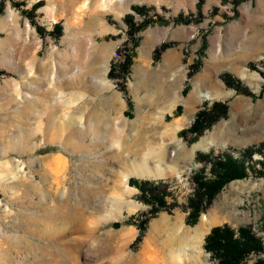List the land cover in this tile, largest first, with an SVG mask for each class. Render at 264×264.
Here are the masks:
<instances>
[{
	"label": "rangeland",
	"instance_id": "1",
	"mask_svg": "<svg viewBox=\"0 0 264 264\" xmlns=\"http://www.w3.org/2000/svg\"><path fill=\"white\" fill-rule=\"evenodd\" d=\"M105 1L0 2V257L5 250L11 257L0 264H40L34 250L19 245V238L31 241L30 248L45 251L48 264H212L203 248L204 237L212 227L223 224L233 228L248 225L264 242V176L251 172L225 184L196 223H186L195 175L209 177L213 160L225 154L239 159L240 152L264 142V0H124L114 1L110 7L105 6ZM85 3L87 7L82 8ZM141 6L145 7L144 13L135 10ZM9 10L21 28L28 23L42 41L37 51L38 64L45 62L49 73L58 72L62 61L59 57L67 52L74 36L94 38L98 46L106 47L107 76L113 87L89 96L90 110L97 117H92L95 126L83 135L99 146L76 150L61 141L44 139L39 125L46 117L42 114L44 105L30 98L38 95L42 81L26 66L27 58L23 62L13 60L10 51L1 47L9 32V26L5 27ZM92 16L103 23L105 31L100 33L99 28L92 27ZM127 16L136 27L143 23L133 35L125 22ZM56 26L59 33L53 32ZM66 27L69 40L63 39ZM21 35L24 36L22 32ZM17 43L19 48L24 47L21 39ZM127 55L131 59L124 69ZM72 59L75 58L70 55L65 67L69 68L67 63ZM193 64L195 68L190 73ZM222 74L235 80L239 90L227 87ZM13 80L20 89L11 84ZM64 88L69 92L78 90L74 86ZM200 93L208 96L200 99ZM15 95L18 101L5 105ZM214 102L224 103L226 114L194 141L190 134L181 137L179 132L191 126L195 114ZM79 103L82 100L71 102L65 110L80 108ZM201 140V147L192 151V146ZM127 146L140 147L142 152L150 150L149 169L162 177H129L128 184L135 191L124 198L121 212L114 213L110 210L109 188L114 176L118 180V173L127 167L122 163L128 160ZM52 156L62 158L65 166L48 168L46 163ZM262 160L255 153L249 164L259 172ZM20 164L23 172H16ZM183 166L185 169L180 171ZM40 178L48 181L42 192L27 193L30 182L37 184ZM144 182L150 187L142 186V192L137 186ZM30 196H41L43 206L72 218V223L63 225L59 241L27 234L36 229L35 225L47 230L53 226L50 217L37 211ZM126 204L139 207L128 212ZM203 215L212 220L203 238L178 241V233L191 231ZM160 217L168 223L177 219L179 226L172 230L166 222L151 231V224ZM144 220V233L135 242L138 225ZM132 227L136 234L122 246L119 236L129 233ZM82 228L92 231L86 233ZM255 258L251 255L244 264H252Z\"/></svg>",
	"mask_w": 264,
	"mask_h": 264
},
{
	"label": "bare ground",
	"instance_id": "2",
	"mask_svg": "<svg viewBox=\"0 0 264 264\" xmlns=\"http://www.w3.org/2000/svg\"><path fill=\"white\" fill-rule=\"evenodd\" d=\"M114 1H118L120 3H123L124 0H106L105 6L110 7L111 6L110 4L113 3ZM86 7H87L86 3L83 4L82 8H86ZM46 10L50 11L48 8ZM122 12H124V11H122ZM90 20L93 22L92 27L94 29L99 28L100 33L105 31V29L103 27V23H101L97 17L92 16ZM5 21H6L5 25H7V26H5L3 24H1V25L5 26V27L9 26L8 27L9 32L7 34V37L3 41L1 47H4L8 51H10L11 59H13V60H16V61L19 60V61L23 62V60H25V58H27L26 66L29 67L30 71L37 72L38 77L40 78L39 82L42 81V83L39 84L40 89L38 90V93H37L38 95L30 97V98H31V100H34L36 102H41L44 105V108L42 110L43 111L42 114H46V117L43 119L44 122L41 121L42 123H39V125L43 128L44 139L46 141H49V142L61 141L62 144L66 145V146L69 145L72 147V149H76V150L77 149L90 150L96 145L99 146L98 142L95 143V141H90L87 139L85 140V138H83V135L85 132H87L88 130H91L92 127L95 126V123H92V121H93L92 117H95L96 113L94 111L90 110L91 98L89 96H92L93 94L100 93L99 91L103 92L105 90H109L113 87L112 82L108 79V76H107V74H108V72H107L108 62L106 59V53H107L106 47L98 46V44L94 38L90 37V38H88V39L86 38V40H84L83 36H81L80 38L78 37L79 39L75 38V36H74V38L70 42L71 44L68 46L67 52L64 53L63 56L61 55V57H59L62 61L60 62L58 72L56 71L57 73H53L51 71V69L49 68L50 71L52 72V74H50L51 72L49 73V70L48 71L45 70L46 68H48V66H46L45 62H43L41 64L42 66L40 64H38L37 51L41 47L42 41L36 37L35 30L33 28H31L28 23H25L24 24L25 26L23 28H21V26L19 25V23L17 22V20L15 18L13 11H11V10L8 11L7 18ZM76 29H77V33H79L78 32L79 27H76ZM5 30L7 31V28ZM190 30L192 31L193 28H190L189 31ZM81 31H83V30H81ZM21 32H22V34H24V36L21 35ZM65 33H66V35L64 36L63 39L69 40L70 36L68 35V33H69L68 27L65 28ZM79 36H80V34H79ZM19 39H21L24 42L23 48H19L17 46V44H18L17 41ZM70 55H72L75 59H72V61H70L69 64L67 63V65H69V68H68V67H65L66 66L65 61L68 60ZM46 57H48V55L45 56V58ZM78 64H79V66L76 69H73V67H76ZM66 68H68V69H66ZM71 71H72V73L70 75H67ZM11 84L16 86L17 88L19 87V89H20V84L17 82V80L11 81ZM65 86H74V88H77L79 90V92L77 89H76L77 92L66 91L64 88ZM41 87H43V88H41ZM198 96L200 99L201 98L204 99L208 95L206 93H200V94H198ZM18 98H19V96H17V95L13 96L12 98H9L5 102V105H7L13 101H18ZM76 100H82V104L79 103L80 108L73 109V107L71 106L72 107L71 111L67 112L65 110L67 108L66 105L71 103V102L74 103V101H76ZM170 103H172V102L170 101ZM78 107H79V105H78ZM80 111L82 112L81 114H80ZM78 112L80 115L77 116L76 114H78ZM40 115H41V113H40ZM106 118L109 119L108 116H106ZM118 118H119V116H118ZM188 118L190 119L191 116H189ZM106 120H105V122H106ZM141 120H140V122H142ZM107 121H109V120H107ZM136 122H137V120H136ZM98 125H99V123H98ZM98 125H96V126H98ZM40 126H38V127H40ZM85 134L87 135V133H85ZM139 136H141V135H139ZM202 143L203 142L201 140L198 143L194 144L192 146V151L201 147ZM135 145H133V146H135ZM182 145L184 146L183 143H182ZM139 148L140 147H132V146H129L127 148L128 160L127 159L122 160V163L127 164V167L118 173V175H119L118 180L116 178L117 176L116 177L114 176L113 185L109 188V195L112 196V197H110V198H112L110 210L113 212L114 211H116L117 213L121 212V209L123 208V205H124V202H123L124 198L131 195L135 191V188L131 187L128 184V178L129 177L134 176V177L143 178V179L151 177L153 179L156 177L158 178L161 175V174L156 175L155 173H153L155 170L151 169V167H150V169L153 172H151V170L149 169V165L152 163V162L149 163L152 152H150V150L148 152H142L143 150L140 151ZM183 151H185V150H183ZM115 156H116V154H115ZM46 164L48 165V168H50V169L52 168L54 170H57L59 168L62 169L65 166L64 160L58 156L49 157ZM16 168H17L16 172H21V171L23 172L24 166L20 164V166L17 165ZM184 169H185V166H183V168H181L180 171H182ZM37 174H39V173H37ZM50 174H52V173L50 172ZM169 174H170V171H169ZM52 177H53V180L54 179L56 180L54 174H52ZM160 177H162V175ZM47 182L43 178L37 184H35L34 182L33 183L30 182L29 186L26 188V190H27L26 192L30 193V191H31V192L41 193L42 189H43V184H45ZM102 189H101V191H102ZM44 196H42V197H44ZM30 197H32V196H30ZM32 198H34V197H32ZM42 199L43 198H41V196H38L37 198H34L32 200L34 201V206L36 207L37 211L43 217H50V221L53 222V226H51V230H49L50 228L47 230V229H41L35 225V228H36L35 230H32V232H30V233L29 232L27 233V231H26V233L31 235V237L37 236L40 240H51V241L56 240L57 241L58 236L62 233V231L64 229L63 225L68 223V222L72 223L73 220H72V218H70V216H69V219L66 216H64L65 212L64 213L60 212V211L55 212L54 209H52V208L48 209V207L43 206L40 203L42 201ZM126 206L128 208V212L135 211L139 207V205H132V204L131 205L126 204ZM111 211H109V212H111ZM107 213H108V210H107ZM74 214H77V212L74 211ZM75 218H76V216H75ZM78 221H80V220H78ZM166 222L168 223V221H166L164 217H160L157 221H155L154 223L151 224V231L153 229L161 227V225H163V224L165 225ZM81 223L82 222H79V226H81ZM211 223H212V220L206 218V216L203 215L201 217L199 224L196 227H194L191 231L190 230H188V231L184 230V231H181V233H178L179 234V240L178 241H183V242L189 241V240L192 241L195 238L196 239L197 238L202 239L204 234L208 232V230H209L208 227ZM50 224H52V223H50ZM168 225L170 226V228L172 230H175L179 226V221L177 219L173 222L170 221V223H168ZM33 229H34V226H33ZM82 229H80V231L85 230L84 228H82ZM89 230H91V229H86L85 230L86 233H91L92 230L91 231H89ZM128 232L129 233H122V234L120 233L121 235L119 236L118 240L121 242L122 246H126L128 241L133 237V235L136 234V230L134 227H132ZM200 239H198V240H200ZM68 241L70 242V240H68ZM18 242H19V245L22 247H25L26 250H29V251L34 250L33 252L35 253L36 256H38L37 259L39 261H37V262H40V264H48L45 251L42 252V251H39V249L36 250L35 247L30 248L29 242H31V241L28 242L25 238H23V239L19 238ZM72 243H73V241H71L70 244H72ZM153 243H154V241H153ZM175 244H178V243H175ZM74 245H76V244H74ZM68 247H70V246H68ZM98 252H100V251H98ZM10 258L11 257L8 254L7 250H5V252L0 257V262H7L10 260ZM96 264H98V262ZM162 264H166V263L162 262Z\"/></svg>",
	"mask_w": 264,
	"mask_h": 264
},
{
	"label": "trees",
	"instance_id": "3",
	"mask_svg": "<svg viewBox=\"0 0 264 264\" xmlns=\"http://www.w3.org/2000/svg\"><path fill=\"white\" fill-rule=\"evenodd\" d=\"M4 0H0L2 2ZM138 13H144L145 7H135ZM131 18L125 17V22L130 27V33L133 35L136 29L143 25V23L136 27L131 24ZM53 32L59 33L57 26ZM135 46L136 42H132ZM164 45L160 47L163 49ZM124 62V69L130 63L131 55L126 56ZM195 68L194 64L190 73ZM123 70V68H122ZM125 71V70H124ZM125 73V72H124ZM221 79L227 87L233 88L238 91V83L231 79L227 74H222ZM183 94L186 93L184 89ZM180 106H177L176 113H178ZM226 114V105L221 102H214L211 106H204L194 116V121L188 129H183L179 135L183 138L190 134V139L194 141L205 128L211 126L220 117ZM192 137V138H191ZM258 153L263 157L260 163L261 169L256 172L250 163L252 155ZM199 156V155H198ZM200 157V156H199ZM202 158V157H201ZM203 159V158H202ZM210 161V160H209ZM248 172L264 176V142L257 147L248 148L240 152L239 159L233 158L231 155L225 154L223 157L212 161L210 176H203V174L195 175V192L188 203V214L186 223L194 225L199 214L204 211L212 198L219 192V190L229 181L243 178L248 175ZM164 182H159L162 185ZM149 186L150 183H139L137 187L141 189L142 186ZM155 187V186H154ZM153 187V188H154ZM146 220V219H145ZM142 221L138 225V234L135 242H139L145 230L146 221ZM118 226L117 223L113 224ZM203 248L213 260L212 264H244L251 255H256L252 264H264V242L263 240L251 229L250 226H239L233 228L228 224L214 226L210 229L208 234L204 237Z\"/></svg>",
	"mask_w": 264,
	"mask_h": 264
}]
</instances>
